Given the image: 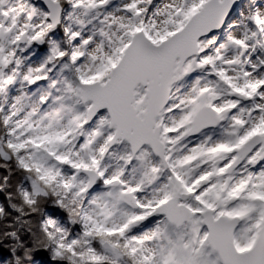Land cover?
<instances>
[{
  "label": "snow or ice",
  "instance_id": "1",
  "mask_svg": "<svg viewBox=\"0 0 264 264\" xmlns=\"http://www.w3.org/2000/svg\"><path fill=\"white\" fill-rule=\"evenodd\" d=\"M0 264H264V0H0Z\"/></svg>",
  "mask_w": 264,
  "mask_h": 264
},
{
  "label": "trees",
  "instance_id": "2",
  "mask_svg": "<svg viewBox=\"0 0 264 264\" xmlns=\"http://www.w3.org/2000/svg\"><path fill=\"white\" fill-rule=\"evenodd\" d=\"M40 258H43V254H41V257Z\"/></svg>",
  "mask_w": 264,
  "mask_h": 264
}]
</instances>
